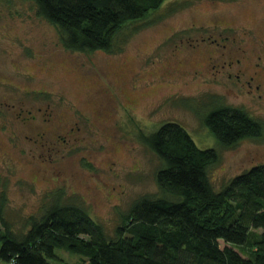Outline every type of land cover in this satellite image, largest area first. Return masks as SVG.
Listing matches in <instances>:
<instances>
[{
    "label": "rangeland",
    "instance_id": "374dc122",
    "mask_svg": "<svg viewBox=\"0 0 264 264\" xmlns=\"http://www.w3.org/2000/svg\"><path fill=\"white\" fill-rule=\"evenodd\" d=\"M220 23L227 30H215ZM133 25L145 27L122 38L115 54L71 53L31 4L0 0V123L6 124L0 127V207L16 232L42 216L49 196L61 193L62 205L82 208L112 236L136 199L159 194L161 162L144 138L166 123L219 153L209 173L218 192L264 164V136L220 148L201 118L221 105L264 123V98L248 93L246 78L238 83L240 66L222 68L240 59L247 79L264 69V0H167ZM22 106L35 112L49 106L67 143L49 134L44 144L32 141L34 126L10 113ZM100 110L106 115L98 117ZM67 127L75 129L73 138ZM57 255L69 263L78 259Z\"/></svg>",
    "mask_w": 264,
    "mask_h": 264
},
{
    "label": "trees",
    "instance_id": "16d2710c",
    "mask_svg": "<svg viewBox=\"0 0 264 264\" xmlns=\"http://www.w3.org/2000/svg\"><path fill=\"white\" fill-rule=\"evenodd\" d=\"M21 1L57 29L62 48L82 54L117 53L122 38L145 27L133 24L167 2ZM211 108L201 118L220 148L264 136V123L244 110ZM144 143L161 162L155 174L159 194L136 199L112 236L82 208L62 205L61 193L49 196L42 216H32L20 232L0 207V263L264 264V164L229 180L218 192L209 173L219 164V153L199 148L180 125L166 123ZM57 251L78 259L66 262Z\"/></svg>",
    "mask_w": 264,
    "mask_h": 264
},
{
    "label": "flooded vegetation",
    "instance_id": "af4514ba",
    "mask_svg": "<svg viewBox=\"0 0 264 264\" xmlns=\"http://www.w3.org/2000/svg\"><path fill=\"white\" fill-rule=\"evenodd\" d=\"M223 28L224 31L227 30L226 28H224V26L220 23V24H216V26L214 27L215 30L218 28ZM242 63V61L239 60H230V62L228 63H224V65L222 66L223 69H226V67L229 65L230 68H238L240 66V69H238V73L236 75V79L238 81V83H240L242 81V77L246 78L244 80V82L242 83V86H244L245 88H248V93L250 92V94H252L255 97L260 98L261 100H263L264 98V69L262 68V70H255L251 77H249V79H247V75L246 72H248V68L247 67H243V65H240ZM184 69L187 68V63L181 65ZM259 67V65H257V68ZM230 77H233V75L231 73H229ZM21 90V89H19ZM27 93V90L25 91ZM29 93V92H28ZM133 104V103H132ZM124 108H128V112L129 110L132 111V109H130V105L125 106V104L123 105ZM6 107H8L9 109H13V107H16L15 105H9L7 104ZM133 108V107H132ZM50 109L49 106H47L45 108L42 106H39L35 111H31L29 109H27L26 107L20 108L19 110H15V112L13 113V111L11 110L10 113L13 114V116L16 118V120H20V123L28 128H30V126H34V128L31 130L33 132H35L34 136L31 137L30 139L34 142H36L37 144H41L45 141V137L49 134V135H54L57 138H62L63 141L65 143H67V141L60 136L59 131L61 130V127L58 126L57 124L55 125L54 123H52L53 121V116L51 114L48 113V110ZM18 111V112H17ZM104 110H100L99 112H97L98 117L100 115H106V113H102ZM108 114V113H107ZM44 117V118H43ZM109 119V118H108ZM38 123V124H37ZM6 127V124H4L3 122L0 123V127ZM1 127V128H2ZM80 128H78L77 131H79ZM67 134L68 137L73 138V136L77 133H75V129L73 127L69 128L67 127V130L65 132ZM55 137V138H56ZM0 152H1V147H0Z\"/></svg>",
    "mask_w": 264,
    "mask_h": 264
},
{
    "label": "crops",
    "instance_id": "0c3cea01",
    "mask_svg": "<svg viewBox=\"0 0 264 264\" xmlns=\"http://www.w3.org/2000/svg\"><path fill=\"white\" fill-rule=\"evenodd\" d=\"M0 264H6V263H0ZM7 264H11V263H7Z\"/></svg>",
    "mask_w": 264,
    "mask_h": 264
}]
</instances>
